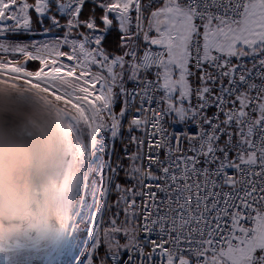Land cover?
I'll return each mask as SVG.
<instances>
[{
  "label": "snow or ice",
  "instance_id": "snow-or-ice-1",
  "mask_svg": "<svg viewBox=\"0 0 264 264\" xmlns=\"http://www.w3.org/2000/svg\"><path fill=\"white\" fill-rule=\"evenodd\" d=\"M21 86L79 163L67 227L23 253L264 264V0H0V90Z\"/></svg>",
  "mask_w": 264,
  "mask_h": 264
},
{
  "label": "clouds",
  "instance_id": "clouds-1",
  "mask_svg": "<svg viewBox=\"0 0 264 264\" xmlns=\"http://www.w3.org/2000/svg\"><path fill=\"white\" fill-rule=\"evenodd\" d=\"M64 148L59 116L31 91L0 90V207L26 211ZM52 214L60 219L57 210Z\"/></svg>",
  "mask_w": 264,
  "mask_h": 264
},
{
  "label": "rangeland",
  "instance_id": "rangeland-1",
  "mask_svg": "<svg viewBox=\"0 0 264 264\" xmlns=\"http://www.w3.org/2000/svg\"><path fill=\"white\" fill-rule=\"evenodd\" d=\"M11 90L27 91L22 86ZM59 125L64 137V148L46 174L47 183L43 185L42 193L32 195L26 211H20L12 203L0 207V244L5 254L0 256V264H22L23 261L45 264L46 257L43 254L23 253L22 246L26 243H43L51 239L58 230L67 227V199L78 178L79 163L75 135L60 118ZM53 209L57 210L60 219L52 214ZM16 242L20 244L18 247L10 246V243ZM6 254L14 255L10 258Z\"/></svg>",
  "mask_w": 264,
  "mask_h": 264
},
{
  "label": "built area",
  "instance_id": "built-area-1",
  "mask_svg": "<svg viewBox=\"0 0 264 264\" xmlns=\"http://www.w3.org/2000/svg\"><path fill=\"white\" fill-rule=\"evenodd\" d=\"M60 121H61V120H60ZM63 128H64V126H62V129H63ZM119 143H120V149H122V143H121L120 141H119ZM130 150H133V151H134V150H135V146H134V145H133V146H130ZM121 155H123V152H121ZM0 237H1V236H0ZM3 241H4V240H3ZM0 242H1V240H0ZM3 244H4V243H3ZM19 245H20V244H19L18 242H16L15 244L10 243V246H11V247H15V248L18 247ZM15 248H14V250H16ZM19 249H21V248H19ZM4 255H5V254H4V248H3V246H1V244H0V256H4ZM13 255H14V254H12L11 256H9V255L6 254V256H9L10 258L13 257ZM0 258H1V257H0Z\"/></svg>",
  "mask_w": 264,
  "mask_h": 264
},
{
  "label": "trees",
  "instance_id": "trees-1",
  "mask_svg": "<svg viewBox=\"0 0 264 264\" xmlns=\"http://www.w3.org/2000/svg\"><path fill=\"white\" fill-rule=\"evenodd\" d=\"M34 65L33 64H29V67H33ZM117 149L120 150V143H119V140L117 141ZM114 199V197H113Z\"/></svg>",
  "mask_w": 264,
  "mask_h": 264
}]
</instances>
